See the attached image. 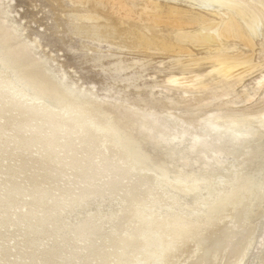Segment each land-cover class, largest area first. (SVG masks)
Wrapping results in <instances>:
<instances>
[{
  "label": "bare ground",
  "instance_id": "bare-ground-1",
  "mask_svg": "<svg viewBox=\"0 0 264 264\" xmlns=\"http://www.w3.org/2000/svg\"><path fill=\"white\" fill-rule=\"evenodd\" d=\"M77 1L89 2L78 17L107 21L91 23L90 37L125 38L133 47L155 45L167 52L216 46L212 80L220 88L198 100L186 94V104L223 99L232 85L228 78L240 83L257 66L252 57L254 40L264 37V0H190L212 8L213 17L170 0H144L142 13L134 0ZM229 40L250 53L228 51L235 48ZM23 54L0 20V264L243 261L254 237L253 218L264 208V115L257 120L254 145L233 152L255 158L250 169L241 165L237 178L225 173L218 181L220 171L195 174L183 166L172 171L167 162L141 154L131 132L114 127L107 106L92 109L68 96L57 98L58 84ZM111 64V72L124 68L120 59ZM193 77L168 82L186 93L207 87ZM253 107L261 114L264 97ZM228 252L234 253L231 259Z\"/></svg>",
  "mask_w": 264,
  "mask_h": 264
},
{
  "label": "rangeland",
  "instance_id": "rangeland-1",
  "mask_svg": "<svg viewBox=\"0 0 264 264\" xmlns=\"http://www.w3.org/2000/svg\"><path fill=\"white\" fill-rule=\"evenodd\" d=\"M143 1L134 0L135 10L141 13ZM170 1H175L171 4L176 7L215 16L212 8L204 9L199 2ZM88 7L89 2L77 0H0V20L23 47V60L41 67L58 84L57 98L68 96L90 103L92 109L107 106L114 127L131 132L141 154L150 153L153 160L167 162L172 171L181 166L195 174L220 171L218 181L224 180L225 173L237 178L243 163L252 167L249 162L255 158L251 153L235 157L233 152L254 145L257 120L264 115L253 107L264 97V86L259 88L264 78V37L254 40L252 63L257 66L246 72L240 83L228 78L232 85L225 88L227 96L210 104H186V94L196 98L220 88L221 84L212 80L217 76L216 46H197L188 53L167 52L155 45L146 50L133 47L123 37H90L87 28L91 23L107 21L78 17ZM77 27L83 29L77 31ZM99 28L103 31L104 27ZM233 46L228 51L238 48L250 53L246 45ZM115 59H120L124 68L111 72ZM182 75H196L194 83L208 85L186 93L188 89L168 82L170 77ZM243 95H250L251 102ZM247 116L251 118L245 119ZM197 182L190 180L193 189ZM252 223L253 241L240 264H264V208ZM233 256L228 252L229 259Z\"/></svg>",
  "mask_w": 264,
  "mask_h": 264
},
{
  "label": "water",
  "instance_id": "water-1",
  "mask_svg": "<svg viewBox=\"0 0 264 264\" xmlns=\"http://www.w3.org/2000/svg\"><path fill=\"white\" fill-rule=\"evenodd\" d=\"M47 101L49 102V99H47ZM51 102H53V100L51 101ZM55 103V102H54ZM54 103H52V104H54ZM51 104V103H50ZM52 106V105H51Z\"/></svg>",
  "mask_w": 264,
  "mask_h": 264
}]
</instances>
